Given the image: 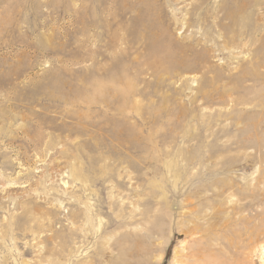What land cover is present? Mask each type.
Instances as JSON below:
<instances>
[{
	"label": "rangeland",
	"instance_id": "obj_1",
	"mask_svg": "<svg viewBox=\"0 0 264 264\" xmlns=\"http://www.w3.org/2000/svg\"><path fill=\"white\" fill-rule=\"evenodd\" d=\"M251 226L264 264V0H0V264H228Z\"/></svg>",
	"mask_w": 264,
	"mask_h": 264
},
{
	"label": "bare ground",
	"instance_id": "obj_2",
	"mask_svg": "<svg viewBox=\"0 0 264 264\" xmlns=\"http://www.w3.org/2000/svg\"><path fill=\"white\" fill-rule=\"evenodd\" d=\"M205 221H207V219H205ZM242 223H243V221L241 220L240 221V224L242 225ZM249 229H250V231H248V230H246V231H241L240 233H239V235L238 234H236V235H238L237 237H239L238 238V241L236 240H234L233 241V243H231L232 241H228V243H227V246H228V248L229 249H232V251H233V249H235V251H230L228 254H220V255H218V256H220V258L222 259H226L228 262H226V260H225V263H228V264H246V262H245V259L242 257V256H244V255H242V253H244L243 251H245L246 249L248 250V253H245V255L247 254V255H252L253 254V251H255L254 249H255V246H252V247H248L244 242L249 238V237H254V234H255V227L254 226H251V227H249ZM203 233H204V236L205 237H212V235L213 236H215V234L213 233V232H211V230H210V226H209V223L207 222L206 223V225L204 226V228H203ZM238 233V232H237ZM235 235V236H236ZM223 237V236H222ZM256 237H258V236H256ZM255 240H259V239H257V238H255ZM262 241H264V239H261ZM262 248V250H263V257H264V242L262 243V246H261ZM208 248V247H207ZM206 250V249H205ZM223 250V249H222ZM209 251H212V250H209ZM215 251H221V249L219 248L218 250H215ZM222 252V251H221ZM215 253V252H214ZM223 253V252H222ZM216 254H217V252H216ZM219 258V259H220ZM212 259V258H211ZM219 259H217V260H219ZM213 260V259H212ZM210 262V261H209ZM240 262V263H239ZM252 262V261H251ZM206 263V262H205ZM220 263V262H219ZM223 264V263H222ZM254 264H255V262H254Z\"/></svg>",
	"mask_w": 264,
	"mask_h": 264
}]
</instances>
